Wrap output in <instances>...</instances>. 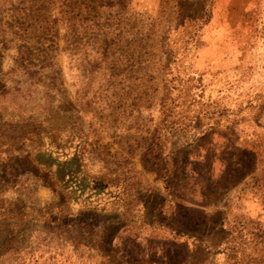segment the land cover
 Masks as SVG:
<instances>
[{
	"label": "rangeland",
	"instance_id": "1",
	"mask_svg": "<svg viewBox=\"0 0 264 264\" xmlns=\"http://www.w3.org/2000/svg\"><path fill=\"white\" fill-rule=\"evenodd\" d=\"M181 197L264 264V0H0V264H167Z\"/></svg>",
	"mask_w": 264,
	"mask_h": 264
},
{
	"label": "trees",
	"instance_id": "2",
	"mask_svg": "<svg viewBox=\"0 0 264 264\" xmlns=\"http://www.w3.org/2000/svg\"><path fill=\"white\" fill-rule=\"evenodd\" d=\"M143 166L146 169H150V167H147L145 160L143 161ZM181 170H183V168H181ZM174 178L175 175L171 178V180L173 181ZM181 200L182 203H177L176 207L182 209L181 211L185 222H183V228L178 229L176 227L175 235H187L188 238H191L192 252L188 253L189 246L185 244L187 242L186 240L182 242L172 240L170 245L172 246L173 252L172 254L166 255L167 259H165L164 262L167 264H187V261L191 262L192 259L197 256H200L203 260H205V258H207L206 255L214 248L212 247L213 244H216L214 252H218L222 255V264H234V257L236 255L234 251L243 249V244L248 241V235L245 236L243 234L244 227L241 226V224L240 226H237V224L232 221V223L229 221L225 222L224 217L218 216L220 214L219 210L208 214L203 211V207H199L192 199L181 197ZM214 216H217L216 220L213 218ZM206 227H208L209 231L215 232L219 230L224 232L226 235L225 237L219 239V241L216 240V242H210V240H208L205 236L201 238L197 234V232L205 229Z\"/></svg>",
	"mask_w": 264,
	"mask_h": 264
},
{
	"label": "crops",
	"instance_id": "3",
	"mask_svg": "<svg viewBox=\"0 0 264 264\" xmlns=\"http://www.w3.org/2000/svg\"><path fill=\"white\" fill-rule=\"evenodd\" d=\"M249 7V6H248ZM247 8V7H246ZM247 10V9H246ZM248 11V10H247Z\"/></svg>",
	"mask_w": 264,
	"mask_h": 264
}]
</instances>
